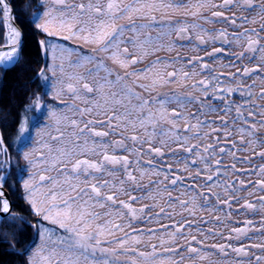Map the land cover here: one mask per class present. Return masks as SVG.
Listing matches in <instances>:
<instances>
[{
  "label": "snow or ice",
  "instance_id": "6c2138e0",
  "mask_svg": "<svg viewBox=\"0 0 264 264\" xmlns=\"http://www.w3.org/2000/svg\"><path fill=\"white\" fill-rule=\"evenodd\" d=\"M55 3L65 5V0ZM44 7L42 0L27 23L45 35L39 41L45 56L50 52L53 61L68 60L86 72L65 74L63 63L50 69L53 77L57 67L65 74V80L57 82L63 87L56 95L66 92L73 99L67 106L70 115L50 112L56 135H48L59 148L42 142L47 154L40 150L30 159L37 149L27 151L32 144L28 121L17 128V155L32 167L48 165L23 181L29 205L65 233L53 240L54 230L44 228L41 238L37 228L32 245L17 254L28 256L26 264H205L210 255L221 258L212 264H264V36L246 27L255 19L237 15L254 12L264 21V0H198L194 5L183 0H82L66 5L67 16L63 11L53 16L51 9L41 11ZM177 15L225 27L189 26L175 19ZM44 17L48 19L41 22ZM12 20L11 0H0V24L8 26V43L0 46L5 71L22 61V32ZM195 29L196 50L211 47L203 49L204 56L187 59L190 70L176 69L175 60L157 58L143 69L128 71L162 50V41L169 50L177 41H192ZM57 37L94 47L91 54H81L49 39ZM216 42L222 46L216 47ZM222 55L234 58L221 65L234 69L227 76L217 74L204 58ZM90 64L94 68H87ZM41 76L48 80L43 70L37 72ZM171 85L176 89L161 91ZM40 99L37 96L31 106L36 126L49 116ZM113 136L120 138L105 139ZM117 150L126 154L118 155ZM0 155L8 156L2 133ZM257 158L260 163L254 164ZM0 168L7 170V162L0 161ZM51 171L57 175H48ZM7 179L0 176V213L6 214L0 223L23 231L17 226L23 217L10 212ZM138 191L145 195H133ZM38 195H43L42 201ZM106 205L117 209L115 219L97 223L102 217L94 209ZM241 211L260 219L229 227L236 223L233 214ZM200 212L207 213V219ZM125 216L123 223L116 222ZM141 223L144 227H138ZM40 239L43 243L38 244Z\"/></svg>",
  "mask_w": 264,
  "mask_h": 264
},
{
  "label": "rangeland",
  "instance_id": "374dc122",
  "mask_svg": "<svg viewBox=\"0 0 264 264\" xmlns=\"http://www.w3.org/2000/svg\"><path fill=\"white\" fill-rule=\"evenodd\" d=\"M45 1L48 2V4H49V0H45ZM215 1H218V0H215ZM79 2H80V0H76V3H79ZM50 4H51V2H50ZM192 10L195 11V9H193V8L191 9V11ZM47 11L48 10H43V12H47ZM256 17L257 16H254V15L251 16V19H255V21H256L255 23H250L251 24V28H254L255 26H259V24H264L263 21L257 22L258 17L257 18ZM45 18L46 17H44V19ZM203 23L206 26L208 25L210 27V29L215 28V27H217V28L219 27L218 25H215L214 26L213 24L205 23V21H203ZM220 26L223 27L224 24H222ZM204 29H206V28H204ZM229 31H231V30H229ZM259 35L260 36H264V32L262 34L259 33ZM253 38L255 39L256 37H253ZM6 39H8V38L6 37ZM49 39L50 40L55 39L57 43L63 44L64 46H66L68 48L78 50L81 54H85V55L91 54V50L94 47L93 45L88 44V43H85L84 41L79 40V39L67 40V41H65V40H63V39H61L59 37H57V38H49ZM261 43H264V40H262ZM174 49L173 50H166L165 52H161V51L159 52V51H157V52L154 53V55L156 56V59H157V58H159V56L161 54H164V55H166L167 58L168 57L169 58H168V60L167 59H163V60L165 62H171V61L174 60L173 57H172L173 59L170 57V56H173L175 54L174 53V51H175ZM185 55H186V58L188 59V58H190L193 55L204 56V52H198V53H196L194 51L188 50L185 53ZM47 56L48 57H47L46 65L44 67L43 66L42 67L45 68V69H47L46 71L44 69L43 73L45 72L44 75L48 77V80L45 81L44 78H43V76L41 77L42 78V81H43L42 83H43L44 88H45V96H41V95H37V96H39L41 98L40 99V103L42 105H47V109L49 111V116L47 118L43 119L41 121V123H40L39 126H36L35 125V121L33 120V117L37 113L32 109L31 106L34 103V101H35V99L37 97L36 96L34 99H32L31 103L29 104V108L27 109V111L25 112V114L22 115V119L20 121V122H22L24 120H27L28 121L29 132L32 134V144L27 149V151L31 152L32 149H37V151L35 153H33L32 156H30V159H35V157L39 155V151L40 150H43L45 152V154H47V149L46 148H43L42 149V142L50 145L54 150L56 148H59L61 146L59 143L53 142L50 139L49 135H48L49 132L52 135H56V130H55L56 129V124H55V120L53 118H51L50 112L51 111H56L60 115H63V114H69L70 115L71 113L69 112V109L67 108V106L68 105H71L73 103V99H72V96L70 94H67L66 92L65 93H62L61 95H58V96L56 95V92L61 87H63L62 84H59L57 82L58 81H61V80H65V74L85 73L86 72V68H84V67L70 66L68 60L61 61L59 58H57L55 61H53L51 59V53L50 52L47 54ZM151 56H152V54H149L147 57L144 58V62L143 63H140V64L135 65L133 67H129L128 68V71L131 72L133 70H140V69L145 68L146 66H148V63L149 62L151 63V62H154L156 60V59L152 58ZM204 58L210 64L211 67H213V68L216 69L217 74L223 72L224 73V76H227V73L229 71H234V69H227V68H222L221 67V65H227V64H229V63H231V62L234 61V58L231 57V56H229V55H222V56H220L219 59H216V60H213L212 58H209V57H206V56ZM70 59H71L72 62H74V61H76L77 56L76 55H73ZM186 61H183V59H176L175 60L174 67L176 69H179L180 68L179 66H184L185 67V70H190L191 66L190 65H187L186 64ZM235 62L236 63H239L238 61H235ZM61 63L64 64L65 74H62L59 71L58 67H57L56 76L53 77L52 71L50 69L52 68L53 64H55V65L58 66ZM107 63L109 64L110 67H115L114 65L111 64L110 61H108ZM245 63H247V61H245ZM0 68H3V66H0ZM87 68H94V65H92V64L87 65ZM168 70L171 71L172 70V67H169ZM120 71H123V70H120ZM196 71H199V69H196ZM221 78L223 79L224 77L222 76ZM48 85H55V87H50ZM174 89H176V85H171L169 88H163V89H161V91H163V92H170V91H172ZM233 98L234 99H237L236 96H234ZM76 103L79 104V101H76ZM44 110H45L44 108H41L39 111L43 112ZM191 110L192 111H195V108L193 107ZM20 122H19V124H20ZM18 127H19V125H18ZM41 129L44 130L43 131V134L40 135V136H38L37 135V132H40ZM64 130L66 132H70V129H64ZM25 135H27V133ZM119 138H120L119 136H113V137H109V138H105V139L107 140V139H119ZM18 144H19V140H18L17 135H16V138L14 139V145H16L18 147ZM65 145L66 146H70L69 145V142L67 140L65 141ZM117 154L118 155H123V154H126V153H123L122 151L117 150ZM9 156H10L9 152H8V156L0 155V158L1 159H5V161L7 162V170H9L8 169L9 168L8 167V163L10 161V157ZM81 158H83V157H81ZM20 159L22 161V164H26L25 166L27 168L25 177L22 180V184H21L22 185V189H24L23 188V181L29 180L35 173L42 171L44 168L48 167V165L47 164H44V165L38 164L36 167H32V166L28 165V163L22 157ZM169 162H171V161H169ZM227 162L228 163H231L230 158H228ZM259 163H260V161L257 158L254 161V164H259ZM238 167H239V165H238ZM7 170H3L2 172H0V176H6L7 175L6 173L8 172ZM47 174L48 175H52V176L57 175V173L55 171H51V172H49ZM241 178H244V177H241ZM152 179H156V178L155 177H152ZM253 179H255V177H253ZM144 183L145 184H148V178L147 177L144 179ZM40 191H41V193H43V192H46L47 189L46 188L45 189H41ZM24 193H25V196L24 197H25L26 201L28 202V199H29L28 198V193H27V191L25 189H24ZM133 195L144 196L145 193L138 191V192H133ZM43 198H44L43 195H38L37 196L38 201H42ZM121 199L127 200V198L126 197H123V196L121 197ZM144 203H151V201L150 200H145ZM133 207L139 208L140 207V204L139 203H133ZM94 210L96 212L100 213L101 214V217H102V219L100 221H97V223H103L105 220L115 219V212H116L117 209L111 208V207H109V206L106 205L104 208L96 207ZM120 211H124V210L123 209H120ZM176 211L179 212L180 209L177 207ZM109 212H112L113 213V216H108L107 213H109ZM198 215L199 216H204L206 219H207V216H208V214L205 213V212H200V213H198ZM220 215H221V218L223 219L224 213L221 212ZM38 216H40V215H38ZM39 218L44 223V224L43 223L40 224L41 238L44 235V233H43V229L44 228H47V229H50V230H54L53 231V234H52V239L53 240L57 239V237L65 236L64 230L63 229H60L58 227V225H53L49 221L43 220L42 219V216H40ZM176 218L177 219H180L179 215H177ZM250 218H254L256 221H259V219H260L259 216H254L251 213H244L243 211H241L240 213H234L233 214V217H232V220L235 221L236 223L235 224H229V227H232V226L242 227L243 226V223L242 222L245 219H250ZM126 219H127V217L125 216L123 219H117L116 222L123 223ZM165 222H168V221L165 219ZM17 226L19 228L20 222L17 223ZM148 226H150V227H156V225L153 224V223H150ZM138 227H144V225L141 223V224L138 225ZM12 230L15 233L18 232L17 228L10 227L7 222H5V224H3V225H0V234L2 236H6V239L9 240L10 242H15V238L9 232V231H12ZM221 230L223 231L224 229H221ZM14 232H12V233H14ZM35 234H36V231H35ZM212 242L213 241H211V240L208 241L209 244L212 243ZM37 243L38 244L39 243H43V240L40 239ZM33 251H35V248H33ZM220 259L221 258L219 256H217V255H210L208 261H205V264H212V262H217Z\"/></svg>",
  "mask_w": 264,
  "mask_h": 264
},
{
  "label": "trees",
  "instance_id": "16d2710c",
  "mask_svg": "<svg viewBox=\"0 0 264 264\" xmlns=\"http://www.w3.org/2000/svg\"><path fill=\"white\" fill-rule=\"evenodd\" d=\"M24 2L25 0H11L16 19L24 29H28V32L26 29L24 32L25 37L21 50L22 61L18 66L7 71L0 68V129L11 161L8 163L9 170L6 173L8 179L4 188L9 192L13 203L11 214L23 217V220L17 221V223L20 222L19 229H23V231L15 233V242H10L6 236L0 234V264H26L28 256H21L17 253L32 245L36 237L35 231L43 223L40 216L34 214L32 207L24 197L25 193L21 184L27 168L26 164H22L21 157L17 155L18 147L14 145L19 122L29 108L32 99L37 95L45 96L42 76L37 77V72L44 71L43 67L46 65L48 57L46 56L45 59V55L38 45L37 39L41 36L34 34L31 31L32 27L26 21L23 11ZM5 43L6 30L4 24H0V46ZM0 161H5V159L0 158ZM2 171L3 169L0 168V172ZM3 224L5 222L0 223V225ZM9 232L12 235L14 231Z\"/></svg>",
  "mask_w": 264,
  "mask_h": 264
},
{
  "label": "flooded vegetation",
  "instance_id": "af4514ba",
  "mask_svg": "<svg viewBox=\"0 0 264 264\" xmlns=\"http://www.w3.org/2000/svg\"><path fill=\"white\" fill-rule=\"evenodd\" d=\"M42 2V0H25V2H24V6H23V11L25 12V15H26V21H28V19L30 18V17H32L33 16V13H35L36 12V10H37V5L38 4H40ZM50 2H51V4H50ZM80 2H82V0H80ZM79 2V3H80ZM85 2H86V0H85ZM183 2L185 3V4H187V5H194L195 3H197L198 2V0H183ZM216 3H219L220 2V0H218V1H215ZM28 4H31V7L30 8H27V10L25 11L24 9H25V6L26 5H28ZM74 4H78V3H76V0H65V5H59V4H56L55 3V0H49V4H48V2H46L45 1V7L43 8V9H41V11H43V10H49L51 7V10H52V13H53V16H59L60 15V12L61 11H63L64 12V14H65V16H67V15H69V13H68V10H67V7H66V5H74ZM11 7H12V4H11ZM192 9V8H191ZM191 9H190V11H191ZM194 9V8H193ZM12 11H13V7H12ZM193 11V10H192ZM14 12V11H13ZM204 14L205 15H207V11L206 10H204ZM237 15H245V16H249V18L251 19V16H257L258 17V20H257V22H259V21H261L260 20V18H259V16L257 15V13H249V12H243V13H241V12H237ZM256 17V18H257ZM46 19H48L47 17L44 19H42L41 20V22H44V20H46ZM85 20H86V18H84ZM175 19H180V20H183V22L184 23H186V24H188L189 26H191V25H201L203 28H206V29H210V27L207 25H205L204 23H203V19L202 18H200V17H194V16H192V15H187V16H180V15H177L176 17H175ZM59 21L57 20L56 21V23H58ZM264 22V21H263ZM30 25V24H29ZM214 26L215 25H218L219 27L217 28V27H215V28H217V29H219V28H223V27H225V25L223 26V27H221L220 25H222L221 23H216V24H213ZM255 25V24H254ZM257 25V24H256ZM31 26V25H30ZM248 28H251V24L249 23V24H247L246 25ZM32 27V26H31ZM77 27H79V25H77ZM260 27H261V24H259V26H255L254 27V29H256L257 30V32H259V33H263V32H260ZM23 28V27H22ZM26 30H27V32H28V29L27 28H25ZM25 29L23 28L22 30H23V32H25ZM32 29L33 30H31L34 34H37V35H40L41 36V38H39V39H37V41H38V45H39V47H40V49L43 51V46L39 43V41H42V40H45V35L44 34H42L41 32H39L37 29H35V28H33L32 27ZM197 30H199V29H195V31L193 30V31H191V33H190V35L193 37V40L192 41H188V40H183V41H177V43H176V46H175V51H174V55L173 56H170L171 58L173 57L174 58V60H176V59H183V61H186L187 60V58H186V55H185V53L188 51V50H190V51H194V52H196V53H198V52H204L203 51V49L205 48V47H208V48H210L211 47V45H201L200 46V50L199 51H197L196 50V48H195V46L198 44V41H195V39H194V37H195V33H196V31ZM229 30H231V29H229ZM64 34H66V33H64ZM153 36H155V33H153ZM174 39V38H173ZM162 43H164L165 44V47L162 49V50H159V52L161 51V52H165L166 50H169L168 48H167V41H162ZM216 47H221L222 45L220 44V42H216V45H215ZM224 47H226L227 48V46L226 45H224ZM152 58H154V59H156V56L154 55V54H152V56H151ZM159 58H161V60H163V59H167L168 60V58L166 57V55H164V54H161L160 56H159ZM170 58V59H171ZM172 58V59H173ZM157 60V59H156ZM155 60V61H156ZM164 61V60H163ZM151 63H153V62H151ZM150 62L148 63V65L149 64H151ZM186 65V64H185ZM179 67H181V66H179ZM249 82H251V81H249Z\"/></svg>",
  "mask_w": 264,
  "mask_h": 264
},
{
  "label": "water",
  "instance_id": "95a60500",
  "mask_svg": "<svg viewBox=\"0 0 264 264\" xmlns=\"http://www.w3.org/2000/svg\"><path fill=\"white\" fill-rule=\"evenodd\" d=\"M13 23H15L16 26H17V28H19V29L21 30V32H22L21 42H22V46H23V42H24V34H23V30L21 29V26H20L15 20H13ZM4 24L7 26L6 23H4ZM4 46H5V45H4ZM21 50H22V48H21ZM0 133H1V129H0ZM4 190H5V188H4ZM5 193H6V197L9 199V203H10V212H11V211H12V208H13V203H12V201H11V199H10L9 193H8L6 190H5ZM2 215H6V214L0 213V216H2Z\"/></svg>",
  "mask_w": 264,
  "mask_h": 264
},
{
  "label": "bare ground",
  "instance_id": "6f19581e",
  "mask_svg": "<svg viewBox=\"0 0 264 264\" xmlns=\"http://www.w3.org/2000/svg\"><path fill=\"white\" fill-rule=\"evenodd\" d=\"M12 17H13V20H15L20 26H21V24L18 22V20L16 19V16H15V13L12 11ZM13 20H12V23H13ZM13 25L15 26V27H17L16 26V24L15 23H13ZM4 28H5V30H6V37L8 38V26H6L5 24H4ZM21 29H23L22 28V26H21ZM23 34H24V32H23ZM25 37V36H24ZM6 43L4 44V45H7V43H8V39H6ZM4 45H2V46H4ZM43 53H44V51H43ZM45 55V54H44ZM45 59H46V56H45Z\"/></svg>",
  "mask_w": 264,
  "mask_h": 264
}]
</instances>
